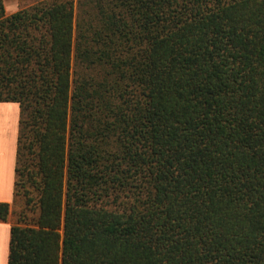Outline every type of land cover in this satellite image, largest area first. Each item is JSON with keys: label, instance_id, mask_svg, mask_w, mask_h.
<instances>
[{"label": "trees", "instance_id": "1", "mask_svg": "<svg viewBox=\"0 0 264 264\" xmlns=\"http://www.w3.org/2000/svg\"><path fill=\"white\" fill-rule=\"evenodd\" d=\"M0 102L7 264H264V0H0Z\"/></svg>", "mask_w": 264, "mask_h": 264}, {"label": "crops", "instance_id": "2", "mask_svg": "<svg viewBox=\"0 0 264 264\" xmlns=\"http://www.w3.org/2000/svg\"><path fill=\"white\" fill-rule=\"evenodd\" d=\"M19 0H2L5 14L18 8ZM19 106L16 102H0V202L14 199L15 155L18 135ZM10 222L0 221V264H7Z\"/></svg>", "mask_w": 264, "mask_h": 264}, {"label": "rangeland", "instance_id": "3", "mask_svg": "<svg viewBox=\"0 0 264 264\" xmlns=\"http://www.w3.org/2000/svg\"><path fill=\"white\" fill-rule=\"evenodd\" d=\"M36 1L38 0H19L17 10L24 7H28L31 4L35 3ZM22 213L23 214L27 213L25 216L26 221H29V219L33 216L32 211L29 210L27 206H25L24 198L20 197L10 204V214L7 220L10 222V224H15L16 222H18L19 219L20 220L22 219L21 217ZM23 221L24 220H21V224Z\"/></svg>", "mask_w": 264, "mask_h": 264}]
</instances>
